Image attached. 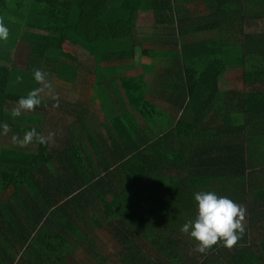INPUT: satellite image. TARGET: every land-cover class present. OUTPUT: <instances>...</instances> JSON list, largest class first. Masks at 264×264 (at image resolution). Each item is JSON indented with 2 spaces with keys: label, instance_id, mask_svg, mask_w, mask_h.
I'll list each match as a JSON object with an SVG mask.
<instances>
[{
  "label": "trees",
  "instance_id": "1",
  "mask_svg": "<svg viewBox=\"0 0 264 264\" xmlns=\"http://www.w3.org/2000/svg\"><path fill=\"white\" fill-rule=\"evenodd\" d=\"M263 20L264 0H0V264H264ZM204 191L243 209L231 247L181 232Z\"/></svg>",
  "mask_w": 264,
  "mask_h": 264
},
{
  "label": "clouds",
  "instance_id": "2",
  "mask_svg": "<svg viewBox=\"0 0 264 264\" xmlns=\"http://www.w3.org/2000/svg\"><path fill=\"white\" fill-rule=\"evenodd\" d=\"M8 36L9 29L0 22V41L7 40ZM33 77L38 82L44 81V73L40 70H36ZM39 92L40 89H33L26 96L19 98L13 115L19 116L22 110L32 111L38 106L41 103ZM0 129L7 132L9 126L0 123ZM34 137L41 144L47 142V138L38 134L35 129L26 131L22 139L15 136L13 139L23 145L32 142ZM193 200L196 208L195 219L186 221L181 226V232L195 242V250L203 253L217 242L225 247H231L244 231L243 209L230 198L218 196L212 191L196 192Z\"/></svg>",
  "mask_w": 264,
  "mask_h": 264
},
{
  "label": "rangeland",
  "instance_id": "3",
  "mask_svg": "<svg viewBox=\"0 0 264 264\" xmlns=\"http://www.w3.org/2000/svg\"><path fill=\"white\" fill-rule=\"evenodd\" d=\"M141 19H144L148 21V17L143 14L141 15ZM259 23V26H260V29H264V20L263 21H260L258 22ZM149 50L146 49L142 52V54H145L147 55L146 53H148ZM164 56L162 58H165V56H167L166 53H163ZM143 59V57H142ZM147 61H150V63H154L157 65L156 67V72H158L157 69H159V67L161 66H164V64H160V63H157V60L154 56H150L149 59H147ZM111 75V73H110ZM115 75V73L113 74ZM240 70L239 69H233V70H227V71H223L219 77V85H218V88L220 89L221 92H224V91H227V90H232V89H237L239 87H241V82H240ZM110 77V76H109ZM108 77V78H109ZM106 78V77H105ZM100 80V79H99ZM100 82H102L100 80ZM99 92V95L96 96V98H94V105H95V115L98 117L97 121L99 122H103L104 119H103V111H102V107L101 105L99 104V98H100V94L104 93V89L103 91L101 90H97ZM93 93H95V91H93ZM104 95V94H102ZM76 94H73L70 95V101H74L75 98H76ZM105 100L108 101L107 104H105V106H107L109 104V100L111 99L108 95H105L103 97ZM93 123H95V120L93 121ZM95 244H96V247H98L100 250H101V254L105 255V254H108L110 253V250L113 249L114 247V243L113 241L110 239V237L103 231H97L96 232V236H95Z\"/></svg>",
  "mask_w": 264,
  "mask_h": 264
},
{
  "label": "crops",
  "instance_id": "4",
  "mask_svg": "<svg viewBox=\"0 0 264 264\" xmlns=\"http://www.w3.org/2000/svg\"><path fill=\"white\" fill-rule=\"evenodd\" d=\"M98 118V117H97Z\"/></svg>",
  "mask_w": 264,
  "mask_h": 264
}]
</instances>
